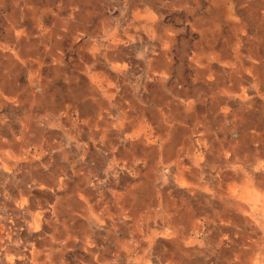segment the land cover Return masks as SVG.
<instances>
[{"label":"bare ground","instance_id":"obj_1","mask_svg":"<svg viewBox=\"0 0 264 264\" xmlns=\"http://www.w3.org/2000/svg\"><path fill=\"white\" fill-rule=\"evenodd\" d=\"M92 1L59 0L51 24L32 35L17 25V16L24 22L30 12L36 19L52 10L38 13L27 0H12L14 46L0 59V264H264V0H123L145 3L138 19L156 40L149 61L175 48L191 70L190 81L181 64L161 63V72L145 75V85L162 86L176 72L173 83L186 95L165 102L176 116L155 121L160 133L153 141L133 122L116 125L115 138L96 139L89 114L77 106L89 108L82 96L64 113L54 111L63 38ZM166 14L172 25L165 24ZM179 31L199 39L180 40ZM23 45L27 51L19 53ZM120 45L126 44L84 42L82 73L89 78L92 68H104L94 61L119 53ZM110 67L124 76L131 69ZM20 74L26 83L19 82ZM101 84L94 86L96 105L111 106L114 96ZM128 98L131 106L155 100L137 92ZM70 111L84 119L73 121ZM196 127L202 129L200 154L191 138ZM127 154L152 157L144 175L161 162L170 172L157 204L155 188L144 181L138 183L141 193H128L138 202L133 224L125 215L124 192L109 191L108 199L104 185L110 179L96 173L102 163L126 170L120 164Z\"/></svg>","mask_w":264,"mask_h":264},{"label":"rangeland","instance_id":"obj_2","mask_svg":"<svg viewBox=\"0 0 264 264\" xmlns=\"http://www.w3.org/2000/svg\"><path fill=\"white\" fill-rule=\"evenodd\" d=\"M59 0H27V5L31 7H35L38 10V13L43 10V9H51L53 14H46L42 15L39 14L40 16H45L43 18H38L33 19L34 17L31 12L28 14L26 17V20L24 18V22H21L18 18L17 15V25L20 24L23 28H25L28 32H30L32 35H36L37 33H40L44 27L49 26L51 24V21L53 20V15L56 12L55 6L56 3ZM50 3V4H48ZM54 3L52 6L51 4ZM145 3L141 1H135V4H125L123 0H100L98 3H95L92 5V7H89L90 15L87 16L86 18L80 19L77 22L73 23L70 25L69 30L71 32L73 31V34H66V36L63 38V44L61 51L64 53V64L66 69L61 71V75L56 77V88L57 89H66L67 85L69 84V81L67 78L68 74L70 71H75L74 74L77 76V73L80 77L79 83H73L74 88H79L78 91L80 92H87L86 90L88 89L86 86V78L82 73V69L79 70V68L82 66L83 67V61L84 58H80L81 55H86L85 53H81V51L78 50L79 46L81 47L84 42H92L93 40H109L112 41L114 40V37L121 39L123 42H126L128 49V58L124 59L123 63L130 62L132 70L130 72V77L129 81H126L125 84H128V87L131 88L129 89V92L133 94L134 92L139 91L138 85L141 83L143 76L142 74L144 73L145 69L147 68L146 65L143 63V61L139 58V55L132 50V47L134 45H138V37H141L143 40V44L152 42L153 35L152 33L148 32L147 29L144 27L146 25L145 21H141L138 19L139 13L145 8ZM50 11V10H49ZM29 18V19H28ZM41 19V20H39ZM172 17H169L168 22L166 23H172L173 21ZM14 22L15 19L12 14V0H3L2 4H0V59L2 58H7V56H10V51H12L13 46H14V41L13 39L11 40L10 38H15L14 37V32L10 31L12 27H14ZM16 27V26H15ZM146 29V30H144ZM181 30V29H179ZM82 34L83 36L81 39L83 41H80L79 44H76L75 46L73 45V38H75V35ZM34 38V36H32ZM178 39L183 40V41H190L193 43L194 41H198L199 37L197 34H193L191 39L190 36L188 35V32L183 33V31H179L177 34ZM108 38V39H106ZM32 40V39H31ZM222 41V40H221ZM221 43V42H219ZM147 45V44H146ZM144 46V45H143ZM172 56L170 57V60L174 66H177L179 64H182L184 66V71H183V76H186L188 78V81H190L189 77V71L187 68V59L186 56H180L177 54L175 51V48L172 49ZM25 45L21 46L18 50L19 53H26ZM126 57V56H125ZM187 57H191L190 52L188 53ZM200 60V59H199ZM96 64V62L94 61ZM122 63V62H121ZM96 72H99L98 70ZM44 74H48L49 76H52V71L49 73V69L45 70L44 69ZM27 76L25 74H20L18 77V80L20 83H26ZM78 84V85H77ZM51 93V91H49ZM208 100V103L210 102L209 96L206 97ZM53 101L56 103L61 102V96L56 95L54 93V96L51 97ZM116 100H113L112 103L115 104ZM209 105V104H208ZM207 105V106H208ZM153 106L154 105H149ZM148 106V107H149ZM122 109H124L125 105L121 103ZM157 109L161 110L160 107L156 106ZM125 110V109H124ZM72 120H76V115H74L73 111L69 112ZM64 118V117H63ZM79 122V121H77ZM192 124L189 123L188 126L192 130L193 127L191 126ZM202 131L200 127H196L195 131H193V135L191 138L194 140L195 143V148L197 150L196 154L203 153L204 150L203 148L200 149V147L197 146V140L199 139V134ZM156 132H152L151 137L149 138L150 141H153L156 139L157 134ZM180 139V141H182ZM130 141V140H129ZM129 141H127V145H129ZM149 161V162H148ZM152 161V157H142L135 158L133 159L129 154L126 155L124 161L120 164L121 167H127L128 169L132 168V165L134 163H137L138 167L143 168V172L147 171L146 167H148V164ZM162 161L165 162L167 161V158H162ZM146 164V165H145ZM149 169V168H148ZM159 170V171H158ZM144 172V173H145ZM161 175H160V174ZM169 169L163 165V163H159L158 165L156 164L155 170L150 171L148 174H143L142 176L138 178H134L131 180V182H141L144 181L146 185L148 186H153L155 188V199L152 202L153 205L157 204L156 200L160 199L159 195L163 193V190L165 189L164 187V181L167 179V183L169 182ZM124 175L127 176H133L132 172H123ZM169 174V175H168ZM166 175V177H165ZM157 177V178H156ZM114 190H117L116 188ZM121 194L124 192L120 190ZM161 200V199H160ZM131 204H127L128 209L132 210L133 215L132 217H137L135 214L137 209H138V202L136 203L134 200L130 201ZM130 205V206H129ZM136 205V207H135ZM152 211H156V207H152ZM129 215L131 212H127ZM131 218V217H130Z\"/></svg>","mask_w":264,"mask_h":264},{"label":"crops","instance_id":"obj_3","mask_svg":"<svg viewBox=\"0 0 264 264\" xmlns=\"http://www.w3.org/2000/svg\"><path fill=\"white\" fill-rule=\"evenodd\" d=\"M98 1H100V0H93L91 3L88 4V6H86L87 10H88V14L86 15V17L90 15L89 7H92V5L95 3H98ZM165 17H166L165 20L168 22V19L171 16L166 14ZM78 19H79V17L76 20H74L73 23L77 22ZM165 24L166 25H172L173 22L172 23H166L165 22ZM144 27L147 29V31L149 33L151 32L149 27H146V26H144ZM146 29H144V30H146ZM154 30H155V28H154ZM155 32L158 33L157 30H155ZM69 34H73V31L72 32L70 31ZM79 35H82V34H79ZM79 35H75L76 37L73 38V42H74L73 45L74 46L76 44H79L80 41H83ZM106 39H108V38H106ZM114 39L116 40L118 38L114 37ZM138 39H139L138 45L137 44L134 45L132 47V50L139 55V58L143 61V63L146 65L147 68L145 69V71H143L144 72L142 74L143 79H142L141 83L138 85V89H140V90L137 91V94L141 93V95H143V96H151L152 97L151 99L155 98L154 102L150 101V104H144V102L139 101V103H136L133 106H131L129 104L130 100L128 97L131 94L129 92V89H131V88H129L128 84H125V82L129 81L130 72L132 70V67L130 65L131 64L130 62H128V64L123 63L124 59L128 58L127 54H128V50H129L128 48L129 47H127L126 45H124V46L120 45L119 46V50H120L119 53H115L112 55L110 52H107L108 53V54L106 53L108 56L106 58L107 60H103V59L95 60V61H98V62H96V64L100 63L103 66H105L104 68L98 69L99 72H96L97 70H93V68H92V70L89 74V78L86 77L83 73H81L85 76L86 81H87L86 86L88 89L86 90L87 91L86 93L78 91L79 88H76V89L74 88L73 83L74 82L79 83L80 77H79L78 73H77V76L74 74L75 71H70L68 74L69 78H67L69 81V84L67 85L66 89H63V88L57 89V92L55 93L56 95H59V97L61 96V102H58L55 105L56 109L54 111H58L59 114L64 113L66 109L71 108V106L73 105V102L76 100V98L78 96H82V101L87 102V104L89 105V108L87 109V111H85L84 107H82L80 104H78L77 106H79L85 113L89 114L88 118L90 120H92V122H93L92 124H94L93 132L95 133L94 135H95L96 139H100V140L104 139V141H108L109 135L110 136L113 135V137L115 138V134L112 133V131L115 130L114 127H116V125L121 126L122 124L127 125V124H129V122H133L134 125H136L137 127H140V128L145 127L146 133L149 136L151 135V131L156 132V134L160 133L157 130L158 129L157 127H160V126L157 125L158 123H156L155 121H158L161 119L165 120V121L173 120L172 118H175V116H176V115L172 116L173 113H168L169 110L168 111L166 110V103L172 102L173 100H175V98H178V97H179V99H182V100L185 99L186 100V97H183L186 95L183 93H180L177 85L173 83L176 72L172 73V75H171L172 80H169L168 82H166L165 85L161 86V85H157L155 83H149V84L145 85V83H146L144 81L145 75H147L150 72H154L155 74H157V72H161L162 71L161 63H163V64L167 63L169 65L172 64V62L170 60V57L172 56V52L170 54H168L166 56V58H162V59L157 58L158 60L151 62V61H149L153 57L152 56V49L153 48L151 47V45L154 44L156 42V40L153 41V39H152V42L143 44L142 38L138 37ZM115 40L109 41V40L103 39L102 41H108L109 43H112L113 41L115 42ZM119 40H121V39H119ZM97 41L98 40H93L92 42H97ZM123 43L128 44L126 42H123ZM62 44H63V42H62ZM80 48L81 47L79 46V48H78L79 51H81ZM176 51L178 52V53L177 52L176 53L179 54V50H176ZM81 53H83V52L81 51ZM109 54H111V55L109 56ZM62 55H63V58H62V64L60 65V68L63 71L66 69L65 64H64V53H63V51H62ZM113 57H117L115 62H114V59H112ZM80 58L82 59V55L80 56ZM118 59H121L122 63L118 62L117 61ZM115 63L125 64L126 66H129L128 68H131V69L126 73L125 76L121 75V74L117 75V74L110 71V69H111L110 66L114 65ZM187 65H188V60H187ZM77 68H79V70H81L82 66L77 67ZM180 68H182L184 71V66H182V64H181ZM187 68H188V66H187ZM188 71H189V77H191V70H188ZM60 75L61 74H59V76ZM90 79H93V83H94V86L96 88L98 87L99 82L102 83L99 86L100 88L102 87L103 89H107V87H109L107 90L109 91L110 96H114V97H112L111 100L112 101L116 100L115 104L112 103V105L108 106V107H106V106L105 107H99L98 105H96L97 100H96V98H94V95L96 94V92H94L95 88L90 83ZM95 80L97 81V83H95ZM123 84H125V85H123ZM135 94H136V92H134L131 95L134 96ZM93 102H95V104H93V110H92V103ZM121 103H123L125 105V107H124L125 110L122 109ZM149 105H154V107L149 106ZM156 106L160 107L161 110L157 109ZM130 108H132L134 110V112L131 113L130 115H128L129 118H127V120L121 119L120 118L121 113H124V112L128 113ZM159 111L161 114L159 113ZM150 112H151V114H150ZM156 112H157V114H160V117L156 118L154 116V113H156ZM46 113H48V112H46ZM78 117H80L81 119H84V117L80 113L78 115H76V119ZM120 119L122 120L123 123L121 121H119ZM105 122H107V124H104ZM119 122H120V124H119ZM77 123L80 124L81 122L79 121ZM175 123H177V122H173V124H175ZM95 125H96V127H95ZM107 125H111V127L107 126ZM103 127L108 128V131L106 133L103 131ZM179 128L184 129V128H186V125H183L182 127L177 126L176 128H174V130L177 132L179 130ZM104 133L106 135L103 137L102 134H104ZM172 134H175V133H172ZM183 135H185V132L183 133ZM119 136H121V135H119ZM169 136L171 138H173L170 134H169ZM169 136L166 135V137H168L167 138L168 142L170 141ZM156 138H158V137H156ZM108 157L112 158L111 155H108ZM139 157H142L144 159V156H139ZM137 170H138L137 172H134V170L132 168L131 169L126 168V170L124 169L122 172H118L117 170L112 169L111 165H109V164L107 165V163H102L96 170L97 171L96 173L100 179H104L103 178L104 175H107L108 180L110 179L108 183H105L107 185H104L105 189L108 193V196H107L108 199H109V193L110 192L111 193L115 192V191L121 192L120 190L124 191V194H125V203H124L125 215H127V217H128L127 222L131 223V224H133V221H136L135 223H137L138 217H136V216L132 217L133 212H132V210L128 209L129 207H127V204H131L130 201H132V198L130 195H128V193L130 191H137V192L141 193V191L143 190V189L140 190L141 184H138L140 182H135V183L131 182V180H133V177L138 178V177L142 176L145 172V171L143 172V168H140V167H138ZM124 171H126L127 173L132 172L133 176L124 175L123 174ZM141 182H143V181H141ZM115 188L117 190H114ZM110 196H111V200H113L114 198H112V195H110ZM113 206L114 205L111 203V208ZM135 207H136V205H135ZM127 212H131L130 215ZM135 214L137 215V212Z\"/></svg>","mask_w":264,"mask_h":264}]
</instances>
